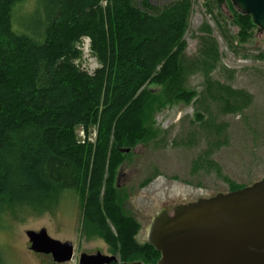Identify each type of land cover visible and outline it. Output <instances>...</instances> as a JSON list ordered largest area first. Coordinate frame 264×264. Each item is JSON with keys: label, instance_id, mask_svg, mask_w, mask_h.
<instances>
[{"label": "trees", "instance_id": "trees-1", "mask_svg": "<svg viewBox=\"0 0 264 264\" xmlns=\"http://www.w3.org/2000/svg\"><path fill=\"white\" fill-rule=\"evenodd\" d=\"M226 5L243 44L256 26ZM188 20L187 0L162 8L149 0H0V232L11 229L10 212L41 214L47 199L76 192L84 223L117 256L108 264H155L160 254L135 240L140 224L115 179L122 149L153 135L147 123L159 99L150 85L183 83ZM84 38L99 64L92 72L78 62ZM204 41L208 79L218 56L215 42Z\"/></svg>", "mask_w": 264, "mask_h": 264}, {"label": "rangeland", "instance_id": "rangeland-1", "mask_svg": "<svg viewBox=\"0 0 264 264\" xmlns=\"http://www.w3.org/2000/svg\"><path fill=\"white\" fill-rule=\"evenodd\" d=\"M149 1L162 8L179 0ZM187 2L183 83L150 85L159 99L147 123L153 135L125 153L116 172L121 202L140 224L135 236L139 244L146 241L160 212L171 214L177 205L247 186L264 176V32L255 28L252 38L239 44L228 6L215 0ZM205 39L215 42L218 56L208 79L206 65L200 63ZM79 45V65L92 72L99 64L88 39ZM180 89L195 96L189 101L179 99L175 94ZM242 101H247L244 106ZM94 138L93 132L89 140ZM42 209L41 214L31 208L10 212L11 229L0 232V264H79L82 253L113 254L98 230L84 223L76 192L51 197ZM43 228L54 239L72 242L70 261L55 263L50 255L29 249L25 231Z\"/></svg>", "mask_w": 264, "mask_h": 264}, {"label": "water", "instance_id": "water-1", "mask_svg": "<svg viewBox=\"0 0 264 264\" xmlns=\"http://www.w3.org/2000/svg\"><path fill=\"white\" fill-rule=\"evenodd\" d=\"M215 1L227 7L224 0ZM229 1L251 17L258 33L264 32V0ZM25 235L34 253L50 255L55 263L73 258L72 242L50 237L44 228L26 230ZM148 243L160 254L155 264H264V176L242 188L177 205L171 214H158L150 224ZM115 260V255L82 253L78 262Z\"/></svg>", "mask_w": 264, "mask_h": 264}, {"label": "flooded vegetation", "instance_id": "flooded-vegetation-1", "mask_svg": "<svg viewBox=\"0 0 264 264\" xmlns=\"http://www.w3.org/2000/svg\"><path fill=\"white\" fill-rule=\"evenodd\" d=\"M122 175V174H121ZM123 176H124V178H125V175L123 174ZM115 183H116V186H117V188L119 189V184H118V177H116V179H115ZM160 213H163V212H160ZM159 213V214H160ZM164 214H166V213H164ZM148 232H149V230H148ZM148 232H147V238H146V241L145 242H148ZM112 255H115L116 256V254H112ZM116 258H117V256H116ZM140 262H142V261H140ZM144 263V262H143ZM156 263V262H155ZM146 264H149V263H146Z\"/></svg>", "mask_w": 264, "mask_h": 264}]
</instances>
